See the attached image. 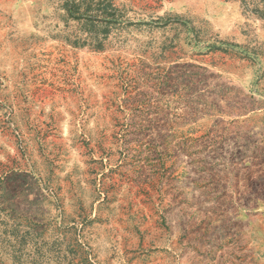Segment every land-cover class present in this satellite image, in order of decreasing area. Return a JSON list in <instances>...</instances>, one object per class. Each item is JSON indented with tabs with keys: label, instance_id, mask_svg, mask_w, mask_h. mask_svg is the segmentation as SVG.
<instances>
[{
	"label": "rangeland",
	"instance_id": "rangeland-1",
	"mask_svg": "<svg viewBox=\"0 0 264 264\" xmlns=\"http://www.w3.org/2000/svg\"><path fill=\"white\" fill-rule=\"evenodd\" d=\"M0 264H264V0H0Z\"/></svg>",
	"mask_w": 264,
	"mask_h": 264
}]
</instances>
